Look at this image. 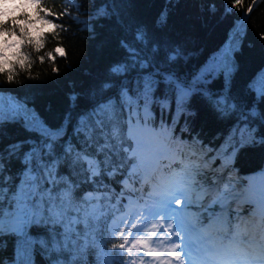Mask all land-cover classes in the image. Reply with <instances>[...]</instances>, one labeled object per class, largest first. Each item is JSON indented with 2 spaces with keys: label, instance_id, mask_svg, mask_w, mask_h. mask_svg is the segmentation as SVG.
<instances>
[{
  "label": "trees",
  "instance_id": "16d2710c",
  "mask_svg": "<svg viewBox=\"0 0 264 264\" xmlns=\"http://www.w3.org/2000/svg\"><path fill=\"white\" fill-rule=\"evenodd\" d=\"M105 3L107 0H0V20H8V27H11V21L16 18V22L27 31V39L22 38L19 32L0 35V49L6 52L8 60L7 63L0 61V96L4 98L5 107L9 104V97H14L29 109H34L37 116L52 128L60 126L65 114L71 112L72 123L68 125L64 139L71 136L72 124L78 114L93 103V90L99 89L105 82L118 85L125 79L111 72L113 65L126 55L119 44L125 35L124 30L114 18L93 17L94 10ZM128 3L131 5L127 9L128 18L148 25L157 39L179 46L183 58L177 61L175 67L181 73H190L212 56H220L229 44L230 34L239 25L240 32L235 38L239 43L231 52L234 61L231 93L242 104L251 106L255 103L256 95L248 86L264 74V0H242L235 8L232 7L233 0H171L167 25L159 29L155 27V20L167 0H128ZM213 3L216 5L215 12L209 9ZM226 7L231 12L226 13ZM28 39L32 43H28ZM58 48L60 52L56 51ZM9 75L13 77L11 82L8 81ZM133 75L135 73L128 74V78ZM223 83L221 76L209 87L218 91ZM116 91L113 87L104 93V97L115 96ZM73 94L77 95L75 107L70 99ZM160 94L158 91L157 95ZM101 98L97 96V99ZM258 108L264 112V102H260ZM235 122V115L222 118L199 96H194L187 105V111L179 113L174 101L164 108L153 104L150 110L141 111L138 124L152 127L156 133L171 141L170 150L159 157V169L174 179L184 178L191 187L197 188L214 185L219 175L226 181L245 179L264 168V144L241 143L239 136L230 138ZM256 123L259 124V121ZM130 131L131 128L125 124L124 146L128 148V153H121L128 157L125 166L114 176L102 173L100 177H95L96 181H103L99 188L86 181V174L80 171L79 166L74 167L67 161L59 165L57 177H66L75 185L73 195L77 201L85 193H90L95 197H111L113 203L119 198L124 205L125 194L141 200L142 207L146 201L152 202L151 198L156 193L150 187V181L132 171L137 158L132 151L135 146ZM261 131H264V126H261ZM0 133H6L0 135V150L34 135L26 131L21 122L9 120H5ZM27 150L28 145H25L22 151ZM10 167L14 175L22 165L13 159ZM137 171L141 172L140 169ZM65 187L64 182L57 185V189ZM247 200L244 205L232 208L222 222V218L220 221L212 218L216 207L208 200H202L201 205L189 203L194 212L189 227L190 236L206 241L202 229L208 226L217 239L227 233L237 241L247 238L248 241L261 243L256 235L251 236L248 229L242 226L253 222L251 217L258 213L256 201ZM104 202L107 203L106 200ZM205 205L208 206L205 208ZM209 209L213 210V215L208 212ZM50 227L33 226L30 233L43 237ZM102 236L91 254L85 250L83 264L89 261L95 264L100 247L112 254L106 259L119 264L120 258L113 260V257L120 250L113 246L123 242V239L113 238L106 229ZM15 240L12 235L0 237L4 244L0 248V260L11 261L14 257ZM238 250L250 253L245 246ZM65 255L73 259L72 255ZM75 258L81 259L79 256ZM122 259L127 264V252ZM34 261L35 264H50V257L37 246Z\"/></svg>",
  "mask_w": 264,
  "mask_h": 264
},
{
  "label": "snow or ice",
  "instance_id": "6c2138e0",
  "mask_svg": "<svg viewBox=\"0 0 264 264\" xmlns=\"http://www.w3.org/2000/svg\"><path fill=\"white\" fill-rule=\"evenodd\" d=\"M241 3L242 0H233L232 7ZM170 4L171 0H167L156 18L157 29L167 25ZM130 7L128 0H107L93 12L94 18H114L125 32L119 41L126 53L125 58L111 68L114 75L124 76L125 79L118 85L105 82L99 89L93 90L91 107L78 114L76 122L72 124V134L67 139L64 137L68 125L72 123L71 112L65 114L60 126L52 128L37 116L34 109H29L14 97H9V104L5 107L4 98L0 96V128L5 120L21 122L26 131L34 134L0 150V237L6 234L16 237L14 257L11 261L0 260V264H35L37 246L50 257V264H83L85 250L91 254V250L103 239L105 229L113 238L123 239V242L113 246L120 250L113 257V260L120 258L119 264H124L122 258L125 252L130 255L133 249L140 251L141 245L158 242L163 246L169 241L173 248L160 254L161 264H170L162 257L173 256L177 248L184 253L188 264H194L190 254L192 245L180 235L185 230L181 220L182 209L174 207V204L181 203L176 197L183 194L180 185L185 182L184 178L170 179L164 190L151 198V203L146 201L143 207L127 211V206L119 198L113 203L111 197H95L85 193L77 201L73 195L75 185L66 177H57L59 165L67 161L74 167L79 166L80 171L86 174V181H91L99 188L103 181H96L95 177H100L102 173L114 176L125 166L128 157L121 155L128 153V148L124 146V125L131 128L138 123L141 111L150 110L153 104L164 108L174 101L179 113L187 111L192 97L199 96L222 118L235 115L236 122L230 138L239 136L241 143L264 144V131H261L264 112L258 108L259 103L264 102V74L248 86L256 95V101L251 106L238 102L231 93V75L234 70L231 52L239 43L235 38L240 26L237 25L230 34L229 44L220 56H212L190 73H181L175 67L177 61L183 58L179 46L157 39L148 25L135 23L128 18L127 9ZM209 9L215 12L216 5L210 4ZM225 12L229 13L231 9L226 7ZM9 23L8 20H0V35L19 32L22 38L27 39L25 27L17 23L16 18L11 21V27H8ZM28 43H32L31 39H28ZM56 51L60 52L61 49ZM40 59L42 61L43 57ZM0 61L8 62L6 52L2 49ZM130 73H135L131 79L128 78ZM221 76L223 87L213 91L209 85ZM12 79V75H9L8 81ZM113 87L117 89L116 95L105 98L104 93ZM158 91L160 95H157ZM97 96L102 98L97 99ZM70 99L75 107L77 95L73 94ZM25 145H28V150L22 151ZM13 159L22 165L14 175L10 167ZM61 182L66 187L57 189ZM158 218L161 222L152 223ZM33 226L51 227L42 237L30 233ZM145 235L147 240L144 239ZM173 236L180 242L172 240ZM251 242L247 238L237 241L227 233L221 235L219 240L211 236L206 241L202 239L204 248L200 264H239L238 259L229 255L233 246L242 247ZM2 247L4 244L0 241ZM65 253L72 255L73 259H69ZM111 255L100 247L95 264H113L105 258ZM144 255L156 257L157 253L148 251ZM76 256L81 259H76ZM174 258L181 260L179 254H175ZM254 260L256 264H264V241ZM87 264H91V261Z\"/></svg>",
  "mask_w": 264,
  "mask_h": 264
},
{
  "label": "rangeland",
  "instance_id": "374dc122",
  "mask_svg": "<svg viewBox=\"0 0 264 264\" xmlns=\"http://www.w3.org/2000/svg\"><path fill=\"white\" fill-rule=\"evenodd\" d=\"M133 153L135 151V148L132 150ZM146 156V154H145ZM144 163V161L140 160V164ZM139 163H135L132 166V171L137 172L139 177H143L144 179L148 180L150 179L152 175V171L147 172L145 169L144 170L141 168V166H138ZM140 167V168H139ZM137 169H140L141 172L137 171ZM143 171V172H142ZM157 172H163L162 169H157ZM158 173L156 176H158ZM164 173V172H163ZM216 183L210 184V185H203L201 187H191L189 183L184 182L180 185V188L182 189L183 194L178 195L176 198L181 200V203L179 205H175L174 207H178L182 209L181 213V220L185 224V230L181 232V236L184 237V233L187 235L188 233V228L191 223V218L194 216L193 209L189 206L188 203H194V204H200L202 200L209 203H212L216 207V213L212 217L214 219H221V222L227 215H229V212L232 208H238L242 205H244L245 202H248L247 199H251L254 201L252 190L250 189V176H246L245 179H231L230 181H226L222 178L221 175L217 176L216 178ZM153 182V181H151ZM242 192L239 194L240 191ZM160 194V193H159ZM125 205L127 206V211H131L136 208H141L142 207V202L138 198H136L134 195L131 194H125ZM185 201L187 202V206L185 207ZM201 205V204H200ZM208 205H205V208ZM261 211L258 209L257 214H253L251 219L253 222H248L244 226L245 229H248V231L252 235H256L258 240L264 241V209L260 206ZM255 210V209H254ZM211 215H213V210L209 209L208 211ZM161 222L158 218L157 221H153L152 223H157ZM167 225V222H164ZM173 224L175 221L172 222ZM243 223V222H242ZM257 223V226H256ZM151 227V225L149 226ZM203 232H205V235L207 237H214L213 231L210 229L208 226H204ZM187 232V233H186ZM188 236V235H187ZM190 242L189 244L192 245L191 249H195V245L197 246V251L198 253L202 256V250L203 247H201L200 243L198 240L191 238V236H188ZM262 238V239H261ZM144 239L147 240L148 237L147 235L144 236ZM216 239V238H214ZM172 240L176 241V243H179L180 241L177 239V237L173 236ZM219 240V239H216ZM257 240L252 241L251 243H246L244 246L249 249V252L251 256V259L249 260L248 263L245 264H256L254 258L255 256L259 253L256 252L255 250L260 249L261 243L257 242ZM195 244V245H194ZM140 251H137L136 249H133L132 253L129 255L128 254V260L127 264H131V261H134V264H161V255L162 253H165L166 250L171 251L173 248L172 242L169 241L163 246H161L158 242H153L147 245H141ZM183 245L181 244V248ZM237 251H233L230 257L234 258V256L238 255L237 258L239 259H244L246 256L243 255L241 256ZM148 251H153L157 253L156 257L153 256H145L144 253ZM175 254H179L181 260L178 261L174 258ZM234 254V256H233ZM143 257V260L141 259ZM163 260H168L170 261V264H181V261H183V264H188V261L184 258L183 253L180 251L179 248L175 249V252L173 253V256H168L164 255L162 257ZM240 261V260H238Z\"/></svg>",
  "mask_w": 264,
  "mask_h": 264
},
{
  "label": "bare ground",
  "instance_id": "6f19581e",
  "mask_svg": "<svg viewBox=\"0 0 264 264\" xmlns=\"http://www.w3.org/2000/svg\"><path fill=\"white\" fill-rule=\"evenodd\" d=\"M240 191V190H239ZM242 192L240 191L239 194H241Z\"/></svg>",
  "mask_w": 264,
  "mask_h": 264
}]
</instances>
